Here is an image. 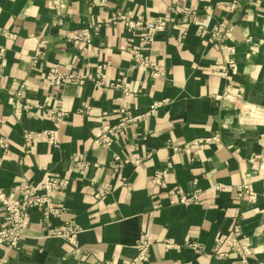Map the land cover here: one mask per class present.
Listing matches in <instances>:
<instances>
[{"label": "crops", "instance_id": "0c3cea01", "mask_svg": "<svg viewBox=\"0 0 264 264\" xmlns=\"http://www.w3.org/2000/svg\"><path fill=\"white\" fill-rule=\"evenodd\" d=\"M0 49V189L68 181L60 217L33 211L0 260L243 264L219 243L238 230L264 264V0H0ZM43 131L58 143L26 144Z\"/></svg>", "mask_w": 264, "mask_h": 264}, {"label": "built area", "instance_id": "2783aa9c", "mask_svg": "<svg viewBox=\"0 0 264 264\" xmlns=\"http://www.w3.org/2000/svg\"><path fill=\"white\" fill-rule=\"evenodd\" d=\"M144 25L145 29L148 31L145 38L146 40H151L156 33L163 31L165 28V23L157 20L148 21ZM220 33L221 28H217L215 34L219 35ZM90 36V31H84L79 35L80 38H84L87 41ZM4 57L5 50L0 49V82L3 77ZM133 60L136 66L153 70L155 76L162 74V69L155 68V66L150 63L149 59L141 57L137 52H133ZM70 79H72V76L68 75V73L60 74L56 69H52L48 77L51 85L55 86ZM75 79L77 82H82L83 80L82 78ZM128 119L129 118L126 117L123 121L127 122ZM25 140L28 144L42 141L51 144L58 143L55 134L52 132L26 133ZM0 149L4 151H8L9 149V143L3 137H0ZM67 187L68 181L64 177L47 174L43 181L37 185H17L10 193L0 189V207L3 208L2 211L5 212L4 221L0 226V249L17 248L20 245L23 239V230L29 225L30 214L33 210L39 211L45 222L60 217L62 207L56 203L55 199L58 195H62ZM250 196L252 195L250 194ZM196 198L197 197H189V195L181 194L180 204L190 205ZM77 233L78 229L75 227H63L61 229H55L52 232V237L73 241ZM219 243L229 246L232 252L240 255L243 264H248L246 260L248 249L241 243L238 230L230 235L222 237ZM148 244L149 241L143 242V247L141 248L142 253L146 250ZM0 264L6 263L4 260H0Z\"/></svg>", "mask_w": 264, "mask_h": 264}, {"label": "rangeland", "instance_id": "374dc122", "mask_svg": "<svg viewBox=\"0 0 264 264\" xmlns=\"http://www.w3.org/2000/svg\"><path fill=\"white\" fill-rule=\"evenodd\" d=\"M54 86V85H53ZM1 125H2V122L0 123V127H1ZM43 132H46V131H43ZM30 133V132H29ZM40 133H42V132H40ZM57 138V137H56ZM58 140V139H57ZM26 144H28V143H26ZM28 145H30V144H28ZM21 185H23V184H20V186ZM2 190H4V189H2ZM19 195V194H18ZM56 200V199H55ZM2 209L3 208H1L0 207V213H3L4 214V217H5V212L4 211H2ZM34 211V210H33ZM30 216H31V214H30ZM2 225V224H1ZM29 225H30V219H29ZM29 225L23 230V239H22V241L21 242H23V240H24V238H25V234H24V231H26L27 229H28V227H29ZM53 232V231H52ZM51 236H52V234H51ZM2 249V248H1ZM0 249V250H1ZM6 249H16V248H6Z\"/></svg>", "mask_w": 264, "mask_h": 264}]
</instances>
